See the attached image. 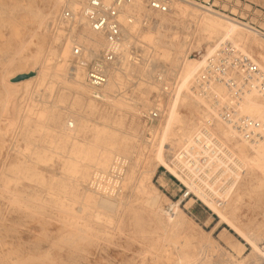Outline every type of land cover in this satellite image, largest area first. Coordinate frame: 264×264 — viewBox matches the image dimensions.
<instances>
[{
	"label": "rangeland",
	"instance_id": "obj_1",
	"mask_svg": "<svg viewBox=\"0 0 264 264\" xmlns=\"http://www.w3.org/2000/svg\"><path fill=\"white\" fill-rule=\"evenodd\" d=\"M189 1L254 27L264 41V0ZM64 5L58 0H0V264H264V172L251 171L247 164L256 154L250 148L254 143L245 142L234 131L243 144L232 149L243 166L230 190L231 199H225L226 190L211 189L206 195L200 189V198L191 191L182 200L190 189L174 166L182 148L171 141L190 125L198 133L209 125L205 116L212 100L205 98L206 104L199 103L194 114L190 109L196 104L190 96L198 99L201 95L178 90L166 102L164 122H148L149 111L164 99L159 93L161 84H154L156 66L165 68L169 77L179 72L178 59H158L153 48L148 61L141 60V66L152 71L150 76L128 66L113 89H93L86 85L85 65L80 68L84 84L74 83L72 45L70 66L58 69L57 52L69 40L56 25ZM191 13L181 17L173 9L156 14L155 22L166 23L154 33H162L167 40H185L188 57L197 59L207 55L209 47L216 49V40L220 44L224 39L199 33V13L192 9ZM84 28L79 26L77 39ZM245 48L249 50L246 55L264 70V49L251 43ZM134 51L136 58L145 54L140 47ZM156 58L157 63H149ZM43 61L50 63L48 69H43ZM203 67L197 69L193 88ZM22 75L31 77L30 81L20 83L27 79L19 80ZM221 91L220 103L231 104L226 88ZM143 97L148 101L145 104L140 103ZM75 119L79 128L67 130ZM155 127L164 141L152 161L145 141ZM110 145L114 155L130 160L120 194L91 184L98 167L89 154ZM113 161L114 157L107 169ZM160 161L151 179V186L158 189L152 201L140 183L144 171ZM108 196L116 201L115 208L102 204ZM177 214L183 224L168 228V220ZM165 230H172L180 241H189L188 245L179 248L180 243L166 236ZM202 247L207 251L205 261Z\"/></svg>",
	"mask_w": 264,
	"mask_h": 264
},
{
	"label": "bare ground",
	"instance_id": "obj_2",
	"mask_svg": "<svg viewBox=\"0 0 264 264\" xmlns=\"http://www.w3.org/2000/svg\"><path fill=\"white\" fill-rule=\"evenodd\" d=\"M58 1L60 2V4L64 3L65 5L56 18V25L58 26V28L66 31L70 40L67 41L65 47H62L61 51L57 52L58 69L62 71L70 66V50L72 45V55L74 60L76 61L75 67H73L71 71V73L73 74L72 78L74 80V83H83L85 74L84 71H82L80 68H85L86 65V85L90 88H93L89 85L88 82L90 62L97 59L100 56V53L106 49L108 45L107 38L104 34L94 31L87 20L84 18L83 9L86 5L87 0ZM65 8H68L76 15L77 20L75 22L69 23L62 19ZM173 9H175L176 13H178L181 17H184L186 15L192 16L191 9L194 12L197 11L199 13L197 14L196 21L198 32L202 35L204 34L209 39H215L216 36L217 38L222 37L224 39L222 43L230 42L234 46L238 47L239 50L244 51L243 53L245 54L246 52H249V50L245 48V46H247V44L249 43H251L252 45H257L264 49V41L259 37V35H257L260 33V31L256 30L254 27L252 28L248 26V24L246 25L236 20H232L226 15H222L216 11L213 12L199 4H193L189 0H173L171 10L173 11ZM167 13L152 11L148 8L147 0H134L132 4L126 5L123 8L121 13V21L124 27V41L122 43L121 55L118 57L115 63L106 66L108 81L105 85L100 87L102 88L104 86H107L112 89L116 87L120 82L122 70L128 66H135L140 70L141 75L150 76L152 74V71H149L148 68L144 67V65L141 66L142 59L143 62L148 61L146 57L151 52L149 50L150 48H153L154 54L157 55L158 59L160 57L164 61L168 62H173L175 61V59H178L177 67L179 69V72L177 74L175 73L174 76L169 77L167 74V70L161 66H156L154 72L153 77L156 87H159L160 84L159 77H161L162 83H166L172 86V89L168 94H166L165 92V94H163L161 88L162 86L160 85L159 93L161 98H163L164 96V99L162 102L157 103V105L153 107L148 113L149 115L153 109L159 110L161 112V118L158 121H162V123L164 122V118L167 113V103L174 97V95H176V92L178 90L185 91L190 95H196V91L192 86H194L193 80L195 79L197 69L202 65L205 66L208 56L216 51V49H212L211 47H209L207 50V55L204 54L201 56V58L197 59L190 58L188 57L189 44H187L186 46V42H184L185 40H167L166 36H164L162 33L157 32L155 34V30L160 29L166 22L165 20L159 21L157 19V21L155 22L154 16L156 14ZM81 24H83L85 28L81 31V34L77 39V31ZM143 26L145 28H143ZM194 32L196 35L197 29L196 31L194 29ZM216 41L214 43V45L216 46L215 48L219 47L220 44H222H218V42ZM77 47L83 50L80 56L75 55V49ZM136 47H140V49L142 48L143 51L145 50V54L141 56V58L133 57V54L135 52L134 48ZM100 48H102V50L98 52ZM182 53L183 56L181 58L180 55ZM130 58L134 59L135 61H130ZM157 58L154 60H150L149 63H152L154 61L155 63H157ZM261 58L264 62V53H261ZM49 64V62L43 61V69H48V67L50 66ZM137 69L135 68V70ZM30 79L31 77L19 82H29ZM222 86L225 88V86L221 83L214 84L211 87L212 95L209 96L212 99V107L210 105H206L210 112L205 116L206 121L208 120L209 125H203L199 130V133L198 129H194L193 127L191 128L190 125L189 128H184L182 133L174 134V138L171 141L172 144L178 145L180 148H182L178 156L174 157V166L185 178L190 192H194V194L198 197V194L201 193V191L208 195L211 189H213V191L226 190L224 192L225 199H231L232 192L230 190L235 187L236 176L238 174V171L243 166L241 157L232 149L242 146L243 142L237 140L238 138L236 139V135L234 133V131L236 130L234 129V127L230 126L226 121L221 119L219 115V109L222 108H218V106H216L217 103H214V99H218L219 103L221 101V89H224ZM186 96L188 98L189 95ZM227 96L230 100H232V97L229 95L228 90ZM190 97L196 104L192 105L190 110L194 114H197L196 106H198L199 103L206 104L207 101L205 98L208 97L199 96L198 99H196V97ZM243 97L244 98L241 100V104H243L244 108L242 109L243 113L241 114L246 115L255 121L257 120L262 126V129H264V92L259 88H255L253 90H248L243 95ZM147 102L148 101L144 97L140 99V103L145 104ZM213 104L215 106H213ZM173 120V117L170 115L168 120L169 124L173 123ZM221 120L223 123L221 122ZM75 121L76 122L71 121V123H68L67 130L72 131V129L74 128H79V121L77 119H75ZM149 134L151 136L150 138H145V142L148 144V152H150L148 158L153 161L154 157L159 153L161 143H163L164 140L159 137L157 127L152 129L151 133ZM250 145H252L250 146V148L253 149L256 154L251 155L248 158L247 164L250 166L251 171H256L257 169H259L264 172V134L261 139ZM111 146L112 145L106 148L100 147L89 154L95 165L98 167V172L96 174L97 177H95L94 182H91V184L94 185L97 189L98 187H100L106 193H112V190L114 189V192L120 194L123 191V173L126 171L125 168L129 166L130 160H128V157L123 155H114L113 148ZM173 147L174 146H172V148ZM172 148L169 151H172ZM124 150L127 151L126 147L124 148ZM199 155H203V161H200L201 164H199ZM113 157L114 161L111 164L110 169H107ZM160 157L163 158L162 155H160ZM160 163H163V161H160L159 164H155V168H148L146 171H144V174L142 176L143 182L140 183V188L143 191V194H145L146 197H148L149 200L151 199L152 201H154V197H157L155 196V194L158 189L157 187L151 186V179L156 174L157 168L160 166ZM101 173H105L106 175ZM113 173H115L116 175H112ZM113 179L115 180L114 184L111 183V180ZM183 197L181 198L182 200L184 199ZM192 199L187 203L188 206L192 204ZM101 201L102 204L107 208H115L117 206L116 201L110 196L106 198L103 197ZM174 206L178 208L177 212L181 211L179 204H176ZM168 222V228L171 227V225H176L178 223L181 225L183 224V221L180 219L178 214L175 215L172 219H169ZM164 232L165 235L168 236L171 240L180 243V245L178 246L179 248L188 245L189 241H180L179 236L174 235L172 233V230H165ZM202 250V260L205 261L204 256L205 258H207V251H204L203 247Z\"/></svg>",
	"mask_w": 264,
	"mask_h": 264
},
{
	"label": "built area",
	"instance_id": "obj_3",
	"mask_svg": "<svg viewBox=\"0 0 264 264\" xmlns=\"http://www.w3.org/2000/svg\"><path fill=\"white\" fill-rule=\"evenodd\" d=\"M133 2L134 0H87L86 2L83 9L84 18L94 31L104 34L108 42L106 49L100 53V56L90 62L88 82L93 88H100L107 83L106 66L115 63L121 55L124 41L121 13L126 5ZM172 2L173 0H147V5L152 11L167 13L171 10ZM64 10L63 20L69 23L77 20L76 15L71 10L68 8ZM82 52L81 48L75 49L76 56H80ZM159 81L162 86V93L168 94L172 86L162 83L161 77H159ZM217 83L223 84L232 97L231 104L226 103L224 105L220 104L218 99H214V103H217L216 106L222 108L220 109V117L234 127L245 141L255 143L261 139L263 129L260 123L241 114L239 106L243 95L248 90L259 88L264 92V71L232 43L225 42L208 56L206 64L195 82L194 89L197 94L211 99V87ZM213 106L215 105L213 104ZM160 118L161 112L157 109H153L147 117L150 122L158 121ZM200 161H203V155H199V164H201ZM191 195L188 190L183 198L186 199Z\"/></svg>",
	"mask_w": 264,
	"mask_h": 264
},
{
	"label": "water",
	"instance_id": "obj_4",
	"mask_svg": "<svg viewBox=\"0 0 264 264\" xmlns=\"http://www.w3.org/2000/svg\"><path fill=\"white\" fill-rule=\"evenodd\" d=\"M28 77V75H22L20 78H19V80L20 79H23V78H27Z\"/></svg>",
	"mask_w": 264,
	"mask_h": 264
}]
</instances>
